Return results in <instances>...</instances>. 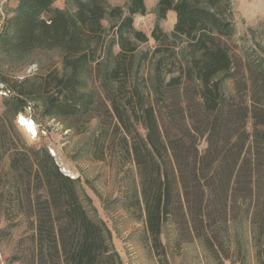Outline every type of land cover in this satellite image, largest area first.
<instances>
[{
  "label": "trees",
  "instance_id": "trees-1",
  "mask_svg": "<svg viewBox=\"0 0 264 264\" xmlns=\"http://www.w3.org/2000/svg\"><path fill=\"white\" fill-rule=\"evenodd\" d=\"M53 2L20 0L4 19L0 48H58L72 70L49 72L27 91H17L6 113L22 112L31 98H43L45 114L66 119L69 127L83 131L99 119L97 158L136 167L139 192L130 207L144 212L160 264H170L161 233L171 216L185 241L200 238L214 254L225 248L231 222L251 217L258 257L264 254V58L242 62L231 55L225 39L235 33L232 1L159 0L160 17L173 10L176 22L170 34L159 26L152 30L159 44L142 55V61L153 62L147 77L136 72V52L148 36L134 27L135 14L146 12L145 0H129L126 14L106 0H75L71 14ZM106 18H117L112 28L119 50L101 89L87 88L81 76L94 64L100 74ZM226 78L235 81L232 95L222 90ZM11 169L13 188L23 186L24 198L10 201L7 218L20 208L30 232L19 239L10 261L121 264L104 222L47 148L14 149Z\"/></svg>",
  "mask_w": 264,
  "mask_h": 264
},
{
  "label": "rangeland",
  "instance_id": "rangeland-1",
  "mask_svg": "<svg viewBox=\"0 0 264 264\" xmlns=\"http://www.w3.org/2000/svg\"><path fill=\"white\" fill-rule=\"evenodd\" d=\"M158 1L145 0L146 12L134 16V27L148 36V41L140 43L136 52V72L139 71V75L146 77L153 73V62L150 63L149 59L142 61V55L145 52L151 54L159 44L151 36L152 30L159 26L170 34L176 22V13L173 10L168 11L165 18L160 17ZM231 1L235 33L231 38L225 39L231 55L242 62L256 56L264 58V0ZM19 2L20 0H0V30L4 19L15 12ZM128 3L129 0H106L110 8L119 5L125 14ZM53 7L68 14L76 10L75 0H54ZM116 22L117 18L103 20L107 29V40L101 58L100 74L96 76L98 70L95 64L90 72L82 73L81 77L86 80L87 88L101 89L104 72L113 55L119 50L115 40V28H112ZM180 47L182 55L184 45ZM71 70L66 66L64 52L58 48L34 49L26 53H8L0 48V264H20L10 261V258L17 250L19 239L30 232V224L20 208H14L11 219L6 214L10 209V201L18 196L24 198L23 186H19V190L13 188L11 160L14 149H24L29 145L47 148L61 170L76 179L88 208L95 217L104 222L111 245L121 264H160V258L152 246L145 226L144 212L138 206L130 207L139 192L136 167L131 163L121 166L115 159L97 158L100 153L96 150L95 139L100 132L99 119H92L83 131L69 127L66 119L45 114L43 98H31L22 112L6 113L8 98L17 95V91H27L33 82L49 72L69 74ZM222 90L227 95L234 94L235 81L224 79ZM21 114L35 122L37 136H32L19 125L18 116ZM249 128H252L251 122ZM200 146L203 149L205 142ZM250 218L239 217L232 221L225 248H216L214 254L200 238L185 241L176 222L177 217H169L161 233L169 263L264 264V254L258 257L260 247L256 244Z\"/></svg>",
  "mask_w": 264,
  "mask_h": 264
},
{
  "label": "bare ground",
  "instance_id": "bare-ground-1",
  "mask_svg": "<svg viewBox=\"0 0 264 264\" xmlns=\"http://www.w3.org/2000/svg\"><path fill=\"white\" fill-rule=\"evenodd\" d=\"M18 123L19 125L23 126L26 129V131L30 133L32 136L38 135L35 122L32 119L27 118L26 116L21 114L18 116Z\"/></svg>",
  "mask_w": 264,
  "mask_h": 264
}]
</instances>
